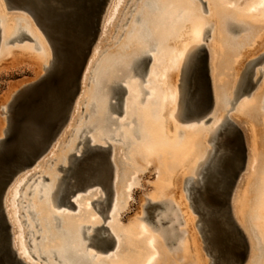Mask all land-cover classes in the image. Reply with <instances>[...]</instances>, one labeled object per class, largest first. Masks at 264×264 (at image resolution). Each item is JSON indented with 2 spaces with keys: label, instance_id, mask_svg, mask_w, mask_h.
Segmentation results:
<instances>
[{
  "label": "bare ground",
  "instance_id": "bare-ground-1",
  "mask_svg": "<svg viewBox=\"0 0 264 264\" xmlns=\"http://www.w3.org/2000/svg\"><path fill=\"white\" fill-rule=\"evenodd\" d=\"M123 1L124 0L115 1L112 7L111 15L106 21L107 26H109L115 20L114 18L117 12L119 11L120 6L122 5ZM170 1L171 0H168V1L163 0L161 4L158 3L156 0H146V3L144 2L146 6L148 7V8L146 7V9H149L152 12H154V10H156L157 12L159 8L162 14H164L163 16H161L162 18L157 19L156 17V19L151 22L148 17L145 18L146 20H141V17H142L141 13L140 15L138 14V16L136 17L137 22L141 21L139 23L141 25V29L139 30L138 28L139 36L140 37L142 36L141 38L149 46L153 42V40L157 42L156 43L157 47L155 49L157 53L153 58L154 60L151 64L150 73L147 76V79L146 78L144 79V74H143V66L145 63V57L147 56V52L149 51L145 47L146 43H144L145 44L144 48L139 47L140 45L137 47L136 45L130 53L124 56V59L122 58L121 59H117V58L110 59L108 61V63L112 64L111 70L109 69L110 71H112V75L110 77H107V75L106 76L104 75V74H107L108 69L104 71L106 73L101 74V61H100L93 73V76H95L94 82H95L97 89L102 88L103 86L106 85L108 87L107 91H111V96L109 98L102 99L101 95H97V94L92 95V98H90L91 102L89 104V107L91 108L93 104L94 106H97L95 114L92 115L90 113H86L87 117L85 116L84 117L86 119H89V117L91 116L90 120L87 122L86 125H83L82 127H80L75 134L76 136L75 139L80 138L81 136L83 137V139L81 138L80 139L81 141H79L76 146L78 147L81 145V147L77 151H74V148H73V151L71 150L69 153L67 154L65 153V155L63 154L64 160L65 161L68 160V162L58 165L57 170L63 172V175L57 176V181L55 179L49 178L50 182L52 181L53 185L52 183L48 184L47 186L42 184L43 177L46 176L44 175V176H41L42 182H39L33 191H36L39 197L49 198L53 205L62 206V205H59V202L62 199V196L67 191L70 183L75 181L74 170L76 168V164L80 160H82L83 158H85L86 156L90 154V151H91L90 147H92V145L109 146V144H111V159H112V155H113L112 150L114 151L115 146H114V143L111 137L105 136L101 133L97 137L93 135H86L90 137V140L86 141L85 133H87L88 129L95 128L96 125L99 123L98 122L99 120H107V122L106 124L101 125L98 128H102L103 130L109 129L112 132H115L119 128V127L117 128L109 127L110 124L118 121V118L110 117V113L118 112L117 99L119 96V85H122V84L114 83L115 79H117V77H115L114 79V76H115L114 74L116 72L115 71L116 68L119 67L123 69L124 73L131 72L132 78H141V79L132 80L129 86V95L126 99V102L124 98V103H125L123 107L125 111L124 118L123 119L121 118L122 120L120 119V122H119V125L121 126L125 124L127 118L129 117L130 118L129 124H131L133 120L137 119L139 126L134 127L132 125L130 127L127 126V128H125L124 127L125 125H123V127L122 128L120 127L117 131L118 133L116 134V140L118 141L121 140L124 143V145H126L129 142H134L136 137L141 135L140 140L142 142V145L137 144L138 146H135L136 150L138 149L140 153L134 156V161L137 164L136 166L142 165L143 162L146 164H151V163L156 162L155 164L158 165L159 168L158 167L157 168H158V171L160 169V174L154 185L155 192H158L160 194L164 192H168V193L172 192V193H177L181 197L183 193L182 191L185 185L184 183H186V179L189 176H193L198 181L199 185H204L202 187L200 186V188L195 194V198L198 202L200 209L202 210L204 214L205 231H206L207 239L215 252L213 243L211 242V239H210V232H209L210 214L207 212L208 206L204 203L205 202L204 196L209 195L211 194V192H213L212 188L214 185L223 194L228 193L229 186L232 185V184L230 185V183H227L228 176H227V172L225 169L224 161L227 157L235 158V156L233 153L230 155V154H226L223 152L224 147L222 144L225 138V134L227 132V128L225 131L221 132V130L223 129L222 127L224 125V121H225L224 112H220L219 114L216 115L215 119L212 122V125L209 128L204 129L203 127H194V126L187 127L186 129H183L182 131L183 134L181 136L178 135L179 129L177 128L174 120L177 117L181 119L182 121H188L196 115L195 114L196 111H201L206 106L205 103L202 104L199 100V87L197 85L198 80H196V83H194V86L196 85V88H197V93L193 97L191 79L193 76L196 79V75L200 69L201 62L203 59L202 58L203 56L201 55V50H202L203 45L200 44L201 43L200 41L201 39L204 38L206 28H208L209 26L210 27L212 26V29H213L212 30L213 36L211 39V43H212L211 50L213 54L212 55L213 56L212 57V60H213L212 72H213V79L215 83L216 93H218L217 102L219 104V101H220L219 94L221 93L220 92L221 89L219 90V87L220 88L224 87L227 90L226 92H228L227 94L231 98L234 96V92L237 89L238 85L239 86L241 85L239 84V80H241L240 77L242 76L241 74L245 70L247 62L249 61L251 57H253L254 54H256V51H258L257 48H259L260 46L264 47V0H249V4H247V7H250L251 5L257 6V8L255 9L253 7L252 10L251 8L250 9L248 8L250 11L255 12L253 13V16H250L249 19L247 17L244 18L242 16V15H246V12H248L249 10H246V12L244 9L233 10L230 7L224 6L225 4H223V2H217L216 0H210L209 9H208L209 11H208L207 16H203L202 15L203 11H201L200 9L201 7L196 6L193 3V1L191 2V0H181L180 2L179 0L178 1L176 0V2L172 0L173 3L169 4L172 2ZM0 7H2L1 2H0ZM18 9H21V8H18ZM30 10L34 14L36 13L34 9L30 8ZM26 11H27V14L29 13V15H31V17L33 18V21H35V23L37 24L35 18L33 17L32 13L29 11V9L25 10V12ZM133 23L135 24V21ZM236 24L244 25L247 29H246V32H243V33L245 34L247 33L248 35L254 34L255 40H254L253 46H251V44H248V42H250L249 39H251L253 35L252 36L249 35L251 38L250 37L248 38V35L246 34L248 38V39L246 38V40L248 42L247 41L245 42H247L248 46L246 45V43L244 44L245 46L241 45L242 47H244L242 50H240L241 53L239 55L232 53V55L233 54L234 55L230 56V59L232 58L233 60H230L228 59L229 55L225 58L221 57V56H224V55H221V53L223 54L224 52L223 50H225V49L222 50L221 40L223 39V36H224L223 35L224 30H226L229 26L230 27L234 25L237 26ZM239 28L243 29L244 27L240 26ZM133 29H130V30H133ZM152 29H154V31H151ZM242 29H239L240 34H241ZM21 30L22 32L19 33ZM134 30L137 31V29H134ZM229 31L231 30L229 29ZM5 32L7 34V37L10 36L14 32V24L8 25L7 30ZM15 32L17 35L13 37L12 39H7L6 42H12L14 40L23 39L21 37V34L23 33V29L17 28ZM131 33L133 34L132 31L130 32V34ZM227 33L229 34V32ZM130 34H127V35H130ZM136 34H135V37H136ZM240 34L238 33V35ZM245 34H244V37L246 36ZM139 36L136 37L137 40L134 39L136 41L133 40L132 36L131 37L128 36V37L132 38V41L136 43L138 40H140ZM35 37L37 40L41 42V45H40L41 50L47 56V59L45 62L46 64L44 65V67L46 66L45 67L46 72L42 75L40 74L41 75L40 78L36 79L33 82H30L29 84L17 86L18 87L17 89L19 88L20 89L18 91L16 90L17 92L13 95L12 100L8 104L7 111L5 110V113L7 114L8 125L7 127H4L3 129H1L2 132L4 131L5 136L2 134V137L3 136L4 137L0 139V152L7 138L10 137L11 130L14 126L15 108L17 104L19 103L20 99L22 98V95L25 94L26 87L46 77L53 70L57 62L56 51L53 48V45L49 37H47L46 35L52 47V51L50 50V47L46 44V42L44 43V41L38 34H36ZM241 37H243V35ZM232 39L229 38V42H231ZM241 39L243 42L244 38H240L239 41ZM129 40L127 43H129ZM234 40H233V43L231 42L233 44L231 46H234L236 50L237 43L239 45L240 43L237 39L238 42H236L235 43L236 45H235ZM227 45H228V42L225 45V48L227 47ZM231 46L228 45L229 49L231 50L234 49ZM124 47H122V49ZM94 48L95 49L93 50L89 58L87 67L85 69V72L82 78V85L84 83L85 76L87 72L89 71V68L93 60H95V58L97 57V54H99L100 44H95ZM2 49L3 48H0V58L4 56L5 54V51ZM220 61L221 63L219 64L218 62ZM197 65H198V71L194 74L193 71ZM216 66L217 67L222 66L223 69L226 70V72L228 71L227 74H225L224 72L223 73L226 76L229 73L230 74L229 79L227 76L226 78L227 80H223L225 76L222 74V76L224 77H222V79H217L218 81H216L215 79ZM183 74L185 75L184 80H182ZM218 74L219 73H217V76ZM179 76H181V83L178 85L176 80H178L177 78ZM219 78H221V76ZM112 80L114 81L111 83ZM144 81L148 83L146 86L143 85L145 84ZM144 94H146L145 96L147 97L142 98ZM79 98L80 96H78L75 102V105L78 104ZM193 102L195 105L193 104ZM263 103H264V78L261 84L259 85L258 89L252 95L251 98L249 99L244 98L243 100L239 102L237 111L235 112V117L237 119L244 118L245 120H248L246 127L248 128V131H249V133L247 134V140H248V145H249L248 149H249V153L251 157L250 161H251V164L253 165L252 167L253 169L255 168V166L258 167L257 172L253 171L251 173L252 178L253 177L255 178L256 175L258 174L260 175V173L264 174V151H262L261 148H259L260 146L264 147V115L263 116L261 115L260 121L258 119L259 117L256 116V115H260V113L256 114V112L261 111V114L264 112L262 109L260 110V108H258V107L263 108L264 107V105L262 107ZM98 113H100V115ZM253 117L257 118L256 120L258 121L255 122L256 120H254ZM113 119H117V120L114 121ZM112 135L113 134H111V136ZM114 135L112 137H114ZM121 135L123 138H120ZM218 136L219 138L217 139ZM99 138L102 139L103 142H99L98 141ZM227 138L234 140L235 136L232 134ZM210 144L216 145V148H217L216 151L214 147L210 146ZM50 149L48 150V152L50 151ZM138 156L141 157L143 162L142 160L138 158ZM194 156L196 157L197 160H194L195 159ZM112 160L115 165L114 159ZM236 161L238 162V159L235 160L234 162ZM38 162L36 164H38ZM186 165H190V166L185 167ZM184 170L188 171L189 176H186L182 182V177L181 179L178 178V174ZM116 172L118 173V167L116 170V165H115L114 182L112 184L113 190H115V181H117ZM32 173H34L32 175L34 176L35 174L39 173V171H34ZM32 173H30L28 177ZM28 177L24 175L20 177V179L18 180L16 179L17 182L15 183V185L13 187L11 186L12 188L10 187L9 189L10 191H8L9 193H7V195H8V200L10 202V208L11 209L13 208V209L12 211H9V216H8V210L6 206L7 196L5 199V209H6L8 219L9 220L12 219L14 223L13 225V223L10 220L13 226V231H14V245L17 248L19 255L26 262H29L30 264H40V262L31 260V257L24 244L25 237L23 233V228L20 226L19 223L17 226L16 221H15L16 219L13 218V217L15 218L18 217V210L16 209V204L14 202L19 197L18 192L20 191V189H22L23 185H25L27 181L31 179V177L29 179ZM251 177L249 178V180H251ZM133 178L135 179L137 177L134 176ZM37 179L38 178H36L34 182L37 181ZM134 179H131L133 181L132 182L129 181L130 183L128 182L129 184L127 185L128 186L127 193L129 196L128 199L132 198V195H131L133 191L132 184L134 183ZM257 179H255V181ZM249 180L248 178L245 180H242L238 188V191H237L238 192V196H237L238 210L237 209L236 210L238 212L239 209H241L240 214L248 213L249 208H250L249 205L252 202V199L248 198V196L246 195V192L248 191V186L251 185L252 187V185L255 184V181L251 183ZM261 181L262 182H260L257 186L254 185L253 187L254 190L258 191V197L254 199L253 201L256 206H253L255 210L250 215L253 216L260 232L262 233L261 235H263L264 237V177H263V180ZM96 184L101 185L102 187L101 191L103 190L105 191V196L96 195L95 198H93L91 201H90V198H86L85 201H87L86 203L87 210L92 209L91 207L92 204H98V199L100 198H102L103 202L108 201L107 189L105 185H103V183H95L93 185H96ZM95 191H97V189L90 191L87 194V196L92 195ZM98 191L100 192V190ZM99 192L97 194H99ZM118 193L115 192V196L113 199V205H111L112 215L119 214L118 213L119 212L118 211L119 210ZM82 197L83 195L81 197H77L76 195L74 197L75 202H77ZM151 199H152L153 204L149 205L147 203L144 206L145 215L147 216V219L149 218L150 220L155 221L157 225L162 223L164 219L167 220L171 217H172L171 219H176L175 213H173L170 209L169 210L166 209L167 211H165L164 213L162 212V210L165 208L164 207L165 202H162L160 204L155 203V202H161L159 201L161 200L160 197L159 198L155 197ZM171 203H172V206L173 204L174 205L176 204L177 207L178 206L180 207V205L173 199ZM105 205H97V206L99 210L101 211L102 210L101 207H104ZM28 206H31L32 208L34 207V204L33 203L28 204ZM32 211L35 213V216H36L37 211H34V210ZM161 212L163 214H161ZM63 213H65L64 210L60 212H56L55 217H57L62 222L66 223L68 227L66 226L61 230L62 231L60 232L61 239H57L58 240L57 244L53 245L52 247H47V248L46 246H44L45 250L40 253V256L43 257V259L54 257V261H57L56 264H69V263L88 264L91 261H93L92 264H116L114 263V260H112L111 255L107 257L108 259H106L105 257H102V256L99 257L98 254L95 255L94 254L95 252H92L91 250H89V249H92L91 247H94L95 245L98 248V251L99 250L103 251L104 246H105L106 231L101 227L97 229V227H99L100 225H103V223H100L95 220L96 218H93L91 222L92 229L91 231H88L90 227L86 226L85 223L79 222L78 220H77L78 224L76 225L74 224V226H71V222H73L72 219L70 220V218L67 215L64 217L61 216ZM104 213L105 211L103 212L101 211V214L103 217H104ZM160 214L161 216L159 217L158 215ZM112 215H110V217ZM155 216L157 217L156 220H154ZM243 216L240 215L241 218ZM26 220H27V226L29 227V230L27 231V233L31 235L29 241L30 240L32 241L33 239L34 242L31 244L35 250L42 249L36 241L37 239H42L46 241L45 240L46 238L43 234L41 235V233H39L41 228L40 230L38 229V231H36L35 228L33 227V225H35V227L37 226V224L39 225V218H36L34 220V218L32 219V217H26ZM240 221H242V223L244 222V220L242 219ZM195 223L196 222L194 221V219H191L188 216L185 218L186 227H185V230L182 229L185 231V234H184L185 236L183 237L182 235V238L179 239L177 243L178 248L176 250L177 255L174 258L173 253L171 254L167 252V250L165 249L164 243H163L164 241L163 242L160 241V243L155 242L156 240L154 236L149 231L146 230L147 228H145L146 226L144 224L141 223L140 225H138L135 223V221H128V223L126 224V227L123 230V233H125V236L124 235L122 236L125 237L124 243H125L126 249L128 250L127 253H129V256L126 253L125 255H123L124 258L122 256H121L122 258L120 256H115V258L118 257V260H119V261L117 260L115 261L118 264H125V263L127 264H173L177 262L176 259L177 260L180 259L181 264H205L204 259L202 258V255H200V252L197 250L199 249V244H198V239L195 234ZM173 225H174V222L170 224L169 227H173ZM14 226L16 227V231L14 230L15 229ZM115 226L116 225H114V227ZM116 231L119 232L120 229ZM116 231H115V234H116ZM161 233L163 235V230H161ZM50 235L55 236V234L53 233ZM37 236L39 237L37 238ZM58 238L60 237L58 236ZM120 239H119V242H116V249H118L119 245H121L120 242L122 241V239L121 241ZM85 242H86L85 247L88 248L87 251H84L82 249V245ZM157 248H159L161 255H159L160 253L158 252ZM121 251L123 250L122 249L120 250V253L122 254L123 252ZM126 255L128 257H125ZM119 257L121 259H119ZM109 258L113 262H111ZM219 264H221L220 261H219ZM262 264H264V261Z\"/></svg>",
  "mask_w": 264,
  "mask_h": 264
},
{
  "label": "rangeland",
  "instance_id": "rangeland-1",
  "mask_svg": "<svg viewBox=\"0 0 264 264\" xmlns=\"http://www.w3.org/2000/svg\"><path fill=\"white\" fill-rule=\"evenodd\" d=\"M115 1L116 0H111L110 6L108 7L107 13L105 14V18H104L103 23H102L101 31H100L98 39L95 43V44H100L99 54H97V57L95 58V60H93L91 66L89 68V71L87 72V74L85 76V80H84V83H83L82 88H81V93L79 94L80 98H79L78 104L75 105V107H74V110H73V113L71 115V119H70L68 125L64 128L61 135L57 138L56 142L51 147L50 151L48 153H46L45 156H43V158L38 162V164H36L27 173H24L23 175L20 176V177H22V176L26 175L28 177V175L30 173H32L34 171H39V173L32 176L31 179H29L27 181V183L23 186V188L20 189V191L18 192L19 197L14 202L16 204V209L18 210V217L17 218L13 217V218L16 219L15 221H16L17 226L19 223L20 226L23 228V233H24V237H25L24 244H25V247H26V249H27V251L31 257V260H35L36 262H40V264H56L57 263V261H54V257H49L47 259H43V257L40 256V253L45 250L44 246H46V248H47V247H52L53 245L57 244V241H58L57 239H61V234H60V232H62L61 230L66 226L68 227V225L66 223L62 222L57 217H55L56 212H60V211L64 210L65 213H63V214H65V215L62 214L61 216L64 217L67 215L70 218V220L72 219L73 222L75 220L76 223L71 222V226H74V224L75 225L78 224L77 220L81 223H85V225H91L93 218H96L95 220L100 222V223L106 222V224L108 226H110L111 231L116 236L117 242H119L120 237H121L123 242L120 239L121 245H119L118 249H116V244H114L113 247L109 248L105 252H98L95 247H91L92 249H89V250H91L92 252H97L99 257L102 256V257H105L106 259H108L107 257L109 255L113 254V257H111V258H112V260H114V263L118 264L115 261V260L119 261L118 257L115 258V256H120V257L122 256L123 257V255H125V253L128 254V256H129V253H127L128 250L126 249V246L124 243L125 237L122 236V235L125 236V233H123V230L126 227V224L128 223V221H135V223L138 225H140L141 223L144 224L146 226L145 228H147L146 230L149 231L154 236V238L156 240L155 242L160 243V241L161 242L164 241L163 242L164 247L167 250V252L170 253L168 246L166 244V241H165V239L161 233V230L167 228L170 224H172L174 222V223L178 224L176 230L180 231V234L178 235L179 239L182 238V235L184 237L185 236L184 230L186 227L185 218L188 216L191 219H194V221L196 222L195 223V234H196V237L198 239V244H199V249H197V250L200 252V255H202V258L204 259V263L210 264L211 256L207 253V250L205 248V241L203 239L201 231L199 230V228L197 226V219H198L199 215H198V213L193 211V208L191 207V204H190V199L187 197V193H186L185 189L183 188V191H182L183 193H182L181 197L177 193H172V192L171 193L170 192L169 193L164 192L161 194L158 192H155L154 185H155L156 180L160 174V169L158 171L159 167L157 164H155L156 162L151 163V164H146L143 162V160L139 156H138V158L140 160H142L143 164L136 166L137 164L134 161V156L138 155L140 153V151L138 149H137L138 151L136 150L135 146H138L139 144L142 145V142L140 140L141 135L137 136L136 139L134 140V142H129L126 145H124V143L121 140L120 141L116 140V134L118 133L117 131L120 127L122 128L123 125H125L124 126L125 128H127V126L130 127L132 125L134 127L139 126L137 119L133 120L131 122V124H129L130 123L129 117L127 118L125 124H123L121 126L119 125L120 119L124 118V112H125L124 109L121 111V113H118V112L110 113V117L118 118L117 122L109 125L110 128L119 127L115 132H112L109 129H107L108 130L107 131V130H103L102 128H98L101 125L106 124V122H107V120H99L98 122L100 123V125L98 123L95 128L88 129L87 133H85V136L86 135H93L95 137H97L101 133L105 136L111 137V139L114 143V146H115L114 151L115 152L112 150V153H113L112 159H114V162L116 165V170L118 167V173L116 172L117 176L115 175L117 178V181H115V190H113V192L111 193L110 201L108 200L106 202H103L102 198H100V199H98V204H92V206H91L92 209L89 208L90 210H87V205H86L87 201H85L86 198H90V201H91L93 198H95L96 195L97 196L98 195L105 196V191L104 190L101 191L102 187L99 184L92 185L90 187H87L86 189H82V190L77 191V197H81L82 195H83V197L80 198L76 202V204H77L76 209L72 208V207H68L67 205L55 206L51 203L49 198L39 197V195L36 193V191H33L36 188V186L38 185V183L42 182L41 176L46 175L50 179H55L57 181V176L63 175V172L57 170L58 165L68 162V160H66V161L64 160L63 154L65 155V153L67 154L71 150L73 151V148H74V151H77L81 147V145L78 147H76V146H77V143L79 141H81L80 139L81 138L83 139V137L81 136L80 138L75 139V137H76L75 134L80 127H82L83 125H86L87 122L90 120L91 116L89 117V119H86L84 117L85 114L86 113H90L92 115L95 114L97 106H95L93 109H91L89 107V104L91 102L90 98H92V95H95V94L101 95L102 99H106V98H109L111 96V91H107L108 87L106 85L103 86L102 88H99V89L96 88V85L94 82L95 76H93V73H94V70L96 69L98 63L101 61V74L106 73L104 71L106 69H108L107 74H104V75L105 76L107 75V77H110L112 75V71H110L112 64L108 63V61L110 59H112V58L124 59V56H126V54L130 53L136 45H137V47L140 45L139 47L144 48V45H145L144 43H146V42L141 38L142 36L140 37L138 34L139 30L141 29V25L139 24L141 21L140 22L136 21V17L138 16V14L139 15H140V13L142 14L141 20H146L145 18L148 17L151 22L153 20H155L156 17H157V19L162 18L161 16L164 15V14H162V12L159 8H158L159 11L157 10V12H156V10H154V12H152L149 9H146V7H147L145 4L146 0L145 1L144 0H124L122 5L120 6L119 11L117 12V14L114 18L115 20L113 21V23H111L109 26H107L106 21L108 20V18L111 15L112 7H113ZM156 1L160 4H161V2H163V0H156ZM180 1L181 0H179V2ZM192 1L196 6L201 7L200 9H201V11H203L202 15L207 16L208 11H209L208 9H209L210 0H191V2ZM203 1L205 2V4L203 3ZM216 1L217 2H223V4H225L224 6L230 7L233 10L244 9L246 12V10H249L250 8H251V10L253 9V7H254V9L257 8L256 5L255 6L251 5L250 7H247V4H249V0L248 1H246V0H216ZM0 2L2 3V7H0V10H1L0 11V48H3L2 50H4V51L12 50V51H8V53H6L7 55H5V62L0 63V139H2L5 136L4 135L5 133H4V131L2 132L1 129H3L4 127H7V125H8V119H7V114L5 113V110L7 111L8 104L12 100L13 95L20 89V88L17 89L18 88L17 86L29 84L30 82H33L36 79L40 78L41 75L46 72V70H45L46 66L44 67V65L46 64L45 62H46L47 56L41 50V46H40L41 42L36 39V37H35L36 34H38L42 38L44 43L46 42V44L50 47L51 51H52V47H51L49 40L46 37V35L43 33V31L40 29V27L35 23V21H33V18L31 17V15H29V13L27 14V11L25 12L24 9L23 10L22 9L9 10L7 8L6 0H0ZM174 2H176V0H174ZM172 3H173V1L169 4H172ZM144 11H145V13H144ZM249 11L246 12V15H242V16L244 18L247 17L249 19L250 16H253V13H255L254 11H250L251 13ZM247 14L249 17L247 16ZM24 18H28V19H24ZM11 19H12V21H11ZM31 20H32V22H31ZM132 21L133 22L135 21V24ZM10 24L11 25L14 24V32L11 34L12 36L10 35V36H8L9 37L8 38L5 31L7 30V26ZM131 25H133V26H131ZM135 27H137V28H135ZM17 28H21V29H23V31L26 30L29 33L31 38H23L21 40L18 39V40H14L13 42L6 43L7 39H12L13 37H15L17 35L15 32V30ZM133 28L137 29L138 32L136 30H134ZM138 28H139V30H138ZM130 29H133V30H130ZM212 30H213L212 26L211 27L209 26L208 28H206L204 38L201 39L200 44L205 45V49H206V50H203V47H202L201 55L202 56L207 55L209 57V64L213 67V60H212L213 54H212V50H211V44H212L211 39L213 36ZM131 31L133 32V34L132 33L130 34ZM151 31H154V29H152ZM21 32H22V30L19 33H21ZM134 33L136 34V37L139 36V38H140V40H138L136 43L134 41H136L137 38L135 37ZM127 34H130V35H127ZM4 35H6V36H4ZM128 36H130V37L132 36L133 40L134 39H136V40L132 41V38H130ZM129 38H130V40H129ZM128 40H129V43H127ZM131 42H132V44H131ZM156 43L157 42H155L153 40V42L150 44V46L147 45V43L145 45L146 49L149 50L147 52V55H151V59L148 60L146 69H145V71H143L144 79L145 78L147 79V76L150 73L151 64L154 60L153 58L157 53V51L155 50L157 47ZM141 44H142V46H141ZM122 45H124L125 47ZM121 46L124 48L122 49ZM148 46L151 48V50ZM14 48H18V49L16 51H13ZM130 48H132V49H130ZM94 49L95 48H93V50ZM257 50L258 51H256V54H254L253 57H251L249 60L254 59L255 57H259L262 53H264V47L263 46L262 47L260 46L259 48H257ZM112 53H114V54H112ZM109 54H111V55H109ZM113 55H114V57H113ZM261 67H264V62H262L261 64L258 65L257 76L260 75L259 68H261ZM115 71L116 72L114 74L115 75L114 79H115V77H117V79H115L114 83L125 85L128 89V92L125 93V95H124L125 97L123 96V99L121 100L123 107H124V104H125L124 98H125V102H126V99L129 95V86H130L132 80H137V79H141V78H132L131 72L124 73L123 69H121L119 67L116 68ZM177 79L178 80H176V82L179 85L181 83V76H179ZM113 81L114 80H112L111 83ZM144 83L145 84H143V85H145V86L148 84V83H146V81H144ZM214 86H215V83H214ZM256 90H255V92H256ZM145 95L146 94H144V96L142 95L143 97L142 96L141 97L142 98L147 97ZM244 98H248V97H244ZM98 114L100 115V113H98ZM213 114L214 113L211 112L208 115H206L205 117L201 118L200 120H191V121H182L181 119L176 117L174 122H175L177 128L179 129L178 135L181 136L183 134L182 133L183 129H186L187 127L194 126V127H203L204 129L209 128L212 125L213 119L211 121H209L208 123H205V120L208 117L213 116ZM215 117L216 116H214V119H215ZM2 134L4 135L3 137H2ZM111 134H113V135L115 134L114 137H112L113 135L111 136ZM120 138H123L122 135L120 136ZM218 138H219V136L217 137V139ZM98 141L103 142L102 139H100V138L98 139ZM138 142H140V143H138ZM210 146L214 147V149L216 151L217 148H216L215 144H210ZM247 147L249 148V145ZM259 148H261V150L264 151L263 146H260ZM248 159L249 160H248V164H247V169H246V173L243 177L244 178L243 180H245L247 178L249 180V178L251 177V173L253 171L257 172V168H258L256 166L254 169L252 168L253 165L251 164V161H250L251 157H250L249 149H248ZM194 160H197L196 157ZM190 165H186L185 167L190 166ZM134 176L137 177V178H135L136 180L133 178ZM186 176H189V173L187 170L181 171V173L178 174V178L181 179V177H182V182ZM20 177H18L17 180L20 179ZM263 177H264V174L260 173V175L259 174L256 175L255 178L251 177V180H249L252 183L255 181V179L258 178L255 181V184L252 185V187H251V185L248 186V191L246 192V195L248 196V198L252 199V202L249 205V207H250L249 212H248L249 214L254 212L255 209L253 206H256V205L253 201H254V199H256L258 197V191L254 190L253 187H254V185L257 186L260 182H262L261 180H263ZM36 178H38V179H37V181L34 182V180ZM131 179H134V183L132 184V188H133V191L131 194L132 198L128 199L129 196L127 193V188H128L127 185L133 181ZM259 179H260V181H259ZM17 180L14 182L12 187L15 185ZM113 182H114V178H113ZM50 183H52V181L50 182V180H46V181L42 182V184L45 186H47ZM52 185H53V183H52ZM249 187H250V189H249ZM95 189H97V191H95L92 195L87 196V194L90 191H93ZM98 190H100V192H102V193H100ZM29 191H32V192L29 193ZM98 192H99V194H97ZM115 192L116 193L119 192L118 193V197H119V210H118L119 212L118 213L119 214L112 215V213H111L112 206L111 205H113V199L115 196ZM236 196H238V192H237ZM148 197H150V198H155V197L159 198L160 197L161 200H159V201L165 202L164 203L165 208L162 210V212L164 213L165 211L170 209L173 213H175L176 219H171V221H169L165 225H161L160 227H157V224L155 223V221L146 219L144 206H145V204L148 203V200H147ZM172 199L175 200L180 205L181 208L179 206L177 207L176 204H175V206H172V203H171ZM49 201H50V203H49ZM32 203L34 204V207L31 208V206H28V204H32ZM97 205L107 206L104 214L105 215H112L111 216L112 218L107 217L106 219H104V217L102 216L101 211L99 210ZM6 206H7V210H8V216H9V211H12L13 208L12 209L10 208V202L8 200V195H7V199H6ZM8 206L10 209L8 208ZM30 209H31V211L32 210L37 211V215L35 217H33V215L29 212ZM162 212H161V214H163ZM161 214L158 216L160 217ZM26 217H32V219L34 218V220L36 218H39V225H37L36 227H35V225H33V227L35 228L36 231H38V229L40 230V228H41L39 233H41V235L43 234L46 238L45 239L46 241H44L42 239H37V241H36L42 249H36L35 250L34 247L31 246V243H33L34 241L32 239V241L29 242V239L31 237V235L27 233V231L29 230V227L27 226V221L26 222L23 221L24 219H26ZM156 218L157 217L155 216L154 220H156ZM10 220L13 223L12 219H10ZM57 222H59V225H56ZM13 225H14V223H13ZM114 225H116L115 226L116 228L114 227ZM71 226H69V227H71ZM14 228H15L14 230L16 231L15 226H14ZM119 229H120L119 232L116 231ZM182 229H184V230H182ZM88 231H91V229H89ZM115 231H116V234H115ZM52 233L55 234V236L50 235ZM58 236L60 238H58ZM179 239H177V240L179 241ZM158 243H156V244H158ZM85 245H86V242L82 245V249L84 251H87L88 248H86ZM121 249L123 250L121 252H123L124 254L120 253ZM116 250H119V252L116 253ZM157 250L160 253L159 248H157ZM159 255H161V253ZM128 256L126 255L125 257H128ZM120 257H119V259L122 258V257L121 258ZM109 260L111 262H113L110 258H109ZM176 261H177L176 262L177 264H181L180 259H178V260L176 259ZM92 262L93 261L89 262L88 264H92ZM69 264H74V263H69ZM125 264H127V263H125Z\"/></svg>",
  "mask_w": 264,
  "mask_h": 264
},
{
  "label": "water",
  "instance_id": "water-1",
  "mask_svg": "<svg viewBox=\"0 0 264 264\" xmlns=\"http://www.w3.org/2000/svg\"><path fill=\"white\" fill-rule=\"evenodd\" d=\"M6 2L9 10L29 9L39 27L56 48H61L69 39L72 27L76 22L86 19L89 24L88 43L93 51L111 0H6ZM203 3L205 4L204 1ZM29 7L36 13L34 14ZM21 37L31 38L26 30L23 31ZM203 50H206L205 47ZM149 59H151V55L145 57L143 71H145ZM206 61L207 55L203 56L196 80H198L199 100L202 104L205 103L206 109H208L211 97ZM87 64H83V56H81V63L76 69L78 76L75 74L73 76L71 91L59 94L54 108L49 104L54 87L59 83L63 70V64L58 60L46 77L26 87L25 94L22 95L15 108L14 126L0 152V264H30L19 255L14 245V231L6 213L5 199L14 181L21 174L30 171L45 156L68 124L82 88V78ZM127 92L126 86L119 85L118 113L123 110L121 100ZM209 121L210 118L205 123ZM234 136L238 141V147H231V150L235 149L236 156L235 158L227 157L224 161L228 176L227 183L230 185L234 182L242 161L240 146L242 138L237 131ZM89 140L90 137L86 136V141ZM90 148V154L76 164L75 181L70 183L59 205H67L76 209L77 204L74 197L77 195V191L95 183L105 185L107 199L110 201L115 174V165L111 159V144L109 146L92 145ZM237 159L238 162H234ZM46 180H49V177L44 176L42 181ZM214 186L213 192L205 195V199L203 198L204 203L208 206L207 212L210 214L211 242L221 264H225L226 260L233 261V264H242L246 260L247 244L242 234L233 225L229 212V193L223 194ZM31 192L29 191V193ZM101 209L103 212L106 207H101ZM29 212L35 217L33 211ZM104 217H110V215L104 214ZM115 242L113 238L105 236L104 247L111 248Z\"/></svg>",
  "mask_w": 264,
  "mask_h": 264
},
{
  "label": "flooded vegetation",
  "instance_id": "flooded-vegetation-1",
  "mask_svg": "<svg viewBox=\"0 0 264 264\" xmlns=\"http://www.w3.org/2000/svg\"><path fill=\"white\" fill-rule=\"evenodd\" d=\"M24 19H28V18H24ZM236 25L237 26H235V25L232 26V27L229 26L230 28L228 27L223 32L224 36L227 35L225 37L223 36V39L221 40L223 42V43L221 42L222 50L225 49V50H223L224 51L223 54L221 53V55H224V56H221L223 58H225V57H227L229 55L228 59H230V56L234 55V54L232 55V53H235V54L239 55L241 53L240 50H242L244 48L241 45H244L245 43H246L247 46H248V44H251V46H253V44H254L255 35L254 34H251V35L249 34L250 36L253 35V37H252L253 39H252L246 33L248 35V38L250 37L252 39V40L249 39L250 42H248L246 40L247 35L245 33H243V32H246L247 28L244 25H239V24H236ZM240 26L244 27V28L243 29L239 28ZM236 27H238V28H236ZM229 29L232 32L229 31ZM239 29H242L241 34L243 35V37H241L242 35L240 34V30ZM225 31H226V33H225ZM227 32H229V34ZM238 33L240 35H238ZM244 34L246 35L245 37H244ZM239 37L240 38H244L243 42H242V39L239 41V39H240ZM229 38H231V39L233 38L231 40L232 43H233V40L236 39V40H234V44L239 41L240 45L238 43H237V45H239L240 47L235 44L236 45V50H235L234 46H231L233 44L231 42H229ZM237 39H238V41H237ZM245 41H247L248 44ZM227 42H228V45L233 47L234 49H232V50L229 49L228 45L225 48V45L227 44ZM6 43H10V42H6ZM222 44H223V46H222ZM203 47H205V45H203ZM17 49L18 48H14L13 51H16ZM8 51H12V50L5 51L4 56H2L0 58V63L5 62V55H7L6 53H8ZM222 59H221V61H222ZM230 60H233V59L231 58ZM221 61L218 62V63L220 64ZM262 62H264V53H262L259 57H255L254 59H251V60H249L247 62V65L245 67L246 71L245 70L243 71V73L241 74L242 76L240 77L241 80H239V84H241V85L240 86L238 85L237 89L234 92V96L232 98L227 94L228 92H226L227 90L224 87L223 88L219 87V90L221 89L220 90L221 93L219 94V98H220V101H219L220 105H219L218 102H217V94L218 93H216V88H215L214 83H213L214 79H213L212 66L209 64V57L207 56L206 71H207V77H208L209 86H210V97H211L210 105H209L208 109H206L207 106H205L203 110L196 111L195 112L196 115L194 117H192L190 120H188V121L200 120L201 118L205 117L209 113L213 112L214 113L213 116L208 117V118H210V121H211L212 119L214 120V116H216L220 112H224L225 121H224V125L222 127L223 129L221 130V132L225 131L226 128H227V132L228 133L226 132L225 138H224L223 144H222L223 147H224L223 152L226 153V154H230L231 155L233 153L234 156H236L235 155V149L231 150V147H234V148L238 147L237 146L238 145V141L236 139L232 140V139H228L227 137H229L232 134L234 135V132L237 131L240 134L241 138H242L241 141H240L241 152H242V161H241L240 166L238 167L234 182L232 183V185L228 189V193H229V199H228L229 200V212H230L231 219L233 220V225L242 234V236L244 237V239L246 241V244H247L246 260H245L246 262L244 261L242 264H252V263L253 264H262L263 263V261H264V239L263 238L264 237H263V235H261L262 233L260 232V230H259V228L257 226V223L254 220L253 216H251L249 213L240 214L241 209H239V211L237 212L238 203H237L236 194H237L238 188H239V186H240V184H241V182L243 180V177H244V175L246 173L247 164H248V147H247L248 146V140H247V134L249 133V131H248V128L246 127L248 120H245L244 118L243 119H237L235 117V112L237 111L239 102L241 100H243L244 97H248L246 99H249V97L251 98L252 95L254 94L255 90L261 84V82H262V80L264 78V67L259 68V70H260V75L259 76H257V67ZM217 66H216V69H215V74H216L215 75V79H216V81H218L217 79H222V77H224V76L225 77H224L223 80H227L226 79L227 76H228V79H229L230 74L228 73L227 76L225 75V74H227L228 71L226 72V70H224L222 66H219V67H217ZM197 71H198V65L194 69L193 73L195 74ZM217 73H219L218 76H217ZM222 74L224 76H222ZM219 75L221 76V78H219L220 77ZM184 78H185V75L183 74L182 80H184ZM191 83H192V85H191L192 93H193V97H194L196 95V93H197L196 85L194 86V83H196V79H195L194 76L191 79ZM224 92H226V93H224ZM221 98L222 99L224 98V99L222 100ZM193 104H194V102H193ZM263 105H264V103L262 104V107H263ZM94 107L95 106L93 104L91 106V109H93ZM258 108H260V110L262 109L264 111V107L263 108L258 107ZM257 113H260V115H256L257 117H259L258 119L260 121L261 120V115L263 116L264 112L261 114V111L260 112L258 111V112H256V114ZM85 117H87V114H85ZM253 118H254V120L257 119L255 117H253ZM257 121L258 120H256L255 122H257ZM184 184H185L184 185V189H185V191L187 193V197L190 199L191 207L193 208V211H195L199 215L198 219H197V226H198L199 230L201 231L203 239L205 241V248L207 250V253L211 256L210 264H219L218 257L215 254V252H214L212 246L210 245V243H209V241L207 239V236H206L204 214H203L202 210L200 209V207L198 205V202H197V200L195 198V194L198 191V189L200 188V186L202 187L204 185H199L198 181L193 176H189L186 179V183H184ZM147 200H148V204L149 205L153 204L152 199L150 197H148ZM162 202H164V201L155 202V203H159L160 204ZM173 206H175V205L173 204ZM240 215L241 216L244 215V216L241 218ZM106 218L107 217H104V219H106ZM145 218L147 219L146 215H145ZM171 218H169L167 220L164 219L162 223L157 225V227H160L161 225H165L166 223H168L171 220ZM240 218L242 220H244L245 223L244 222L242 223V221H240L241 220ZM242 224H243V226H242ZM86 226H89L90 229H92L91 225H86ZM177 226H178V224L174 223L173 227H169L168 226L167 228L163 229V236L165 238L166 244L168 246V249H169L170 253L171 254L173 253L174 258L177 255L176 254L177 253L176 250L178 248L177 247V243H178L177 239H179L178 235L180 234V231L176 230ZM100 227L103 228L106 231V236L107 237L113 238L117 242L116 236L111 231L110 226L106 225V222H104L103 225H100L99 227H97V229H99ZM116 242L114 244H116ZM94 247L98 251V248L95 245H94ZM108 249L109 248H105L104 247L103 251L99 250L98 252H105ZM117 252H119V250H116V253ZM94 254L96 255L97 252H95ZM256 255H257V257H256ZM111 257H113V254H111ZM91 260H93V259H91ZM173 264H177V263H173Z\"/></svg>",
  "mask_w": 264,
  "mask_h": 264
},
{
  "label": "snow or ice",
  "instance_id": "snow-or-ice-1",
  "mask_svg": "<svg viewBox=\"0 0 264 264\" xmlns=\"http://www.w3.org/2000/svg\"><path fill=\"white\" fill-rule=\"evenodd\" d=\"M88 28V21L86 19L80 20L73 25L71 36L61 48H56L53 45L56 51V60L63 64V70L59 83L54 87L49 104L52 108H54L59 94L71 91L73 76L74 74L78 76L76 69L81 63V56H83V64L88 63V58L92 54L91 45L88 43ZM225 264H233V261L226 260Z\"/></svg>",
  "mask_w": 264,
  "mask_h": 264
}]
</instances>
